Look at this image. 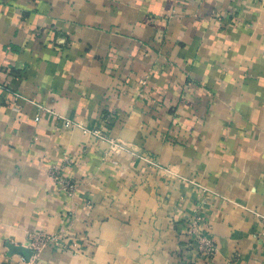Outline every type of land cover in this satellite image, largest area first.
<instances>
[{
	"label": "crops",
	"instance_id": "crops-1",
	"mask_svg": "<svg viewBox=\"0 0 264 264\" xmlns=\"http://www.w3.org/2000/svg\"><path fill=\"white\" fill-rule=\"evenodd\" d=\"M0 84V264H264V0H0Z\"/></svg>",
	"mask_w": 264,
	"mask_h": 264
},
{
	"label": "built area",
	"instance_id": "built-area-1",
	"mask_svg": "<svg viewBox=\"0 0 264 264\" xmlns=\"http://www.w3.org/2000/svg\"><path fill=\"white\" fill-rule=\"evenodd\" d=\"M0 89L10 92L14 96L12 109L14 112L19 113L20 107L17 104V100L22 98L20 94L10 91L8 84H0ZM36 121H40L39 116L36 117ZM59 121H61L60 123L65 129L74 130L79 128L85 135H88L93 139L109 142L113 149H125V147L117 139L110 137L108 133L102 129H91L77 120L64 117H59ZM70 162L71 161L69 159L64 158L61 163L51 168L49 171V177L57 185L60 192L72 196L77 191L79 183L65 175V169L70 166ZM208 229V224L201 217H195L188 227L187 237L190 239V246L195 249L197 255V260L192 261L191 264H211L218 253L216 243L207 234ZM63 241L64 237L62 236L60 237L46 234L34 235L32 236L31 245L29 246V248L33 251V256L28 260L26 257H23V261L30 263L33 260H36L37 255L41 252V250L49 245H54L62 250L69 248L77 251V247L75 245L70 246L68 244H64Z\"/></svg>",
	"mask_w": 264,
	"mask_h": 264
},
{
	"label": "water",
	"instance_id": "water-1",
	"mask_svg": "<svg viewBox=\"0 0 264 264\" xmlns=\"http://www.w3.org/2000/svg\"><path fill=\"white\" fill-rule=\"evenodd\" d=\"M8 247L11 253L23 255L27 259L33 256V251L30 248L24 246H15V245H8Z\"/></svg>",
	"mask_w": 264,
	"mask_h": 264
}]
</instances>
